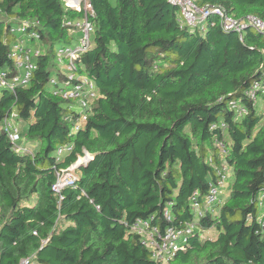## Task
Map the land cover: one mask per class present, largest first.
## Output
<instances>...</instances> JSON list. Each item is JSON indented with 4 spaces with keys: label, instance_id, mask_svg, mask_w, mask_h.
<instances>
[{
    "label": "trees",
    "instance_id": "16d2710c",
    "mask_svg": "<svg viewBox=\"0 0 264 264\" xmlns=\"http://www.w3.org/2000/svg\"><path fill=\"white\" fill-rule=\"evenodd\" d=\"M196 1L264 19V0ZM90 2L92 44L75 70L95 81L98 96L76 129L77 102L55 94L50 79L61 75L58 47L77 43L63 20L83 12L65 0H0V69L13 66L14 22L37 21L42 34L31 81L0 89V264H264V89L259 102L246 95L264 85V31L247 27L242 40L215 14L193 27L169 0ZM234 101L247 112L238 115ZM13 113L35 149H18L2 128ZM66 143L73 150L58 156ZM85 151L92 158L61 198L56 171ZM223 166L220 202L197 219L186 248L168 263L153 259L135 220L196 219L194 193L202 199Z\"/></svg>",
    "mask_w": 264,
    "mask_h": 264
},
{
    "label": "built area",
    "instance_id": "2783aa9c",
    "mask_svg": "<svg viewBox=\"0 0 264 264\" xmlns=\"http://www.w3.org/2000/svg\"><path fill=\"white\" fill-rule=\"evenodd\" d=\"M169 1L180 6L185 21L193 27L201 26L205 28L210 17L215 14L218 15L220 24L224 29L238 32L242 40L243 32L247 27L252 26L264 31V19L256 15L237 18L218 7L200 6L196 0ZM65 4L67 7L83 12V15L80 18L66 17L63 20V25L67 26L72 34H78L77 43L58 47L55 54V63L61 75L51 77L50 82L54 86L55 94L77 102L75 110L79 117L75 128L79 129V126L89 116L91 103L98 96L95 81L87 75H78L75 70L80 53L89 49L92 44L94 24L91 17L94 15V8L90 0H65ZM37 26V21L32 22L25 19H22L20 23H13L11 31L17 36L9 54L13 60V66L0 69V89L16 91L18 87L25 86L31 81L34 71L38 68L37 59L42 53V34ZM259 89H264L262 82H256L248 89L246 92L247 97L253 101H258ZM231 108L238 115L247 112V106L239 101L232 102ZM218 126L223 130L227 127L223 121ZM2 128L18 149L28 150L24 145L26 136L22 134L20 127L16 124L14 113L10 117L5 118ZM73 148V143L61 145L57 148V155L61 156L66 152L72 151ZM221 149L222 152L226 153L224 145L221 146ZM91 158V153L85 151L84 155L79 156L78 160L68 168L56 171V180L52 185V189L59 193L61 198L62 190L66 187H73L76 183L77 175L74 173L75 169L80 164L87 163ZM226 171V166L219 170V177L209 183V189L202 199H198L199 193L197 191L194 193L192 211L196 219L180 224H166L163 227L159 222H156L157 214L155 213L147 217H138L135 220L133 231L140 235L144 244L151 251L153 259L168 263L178 251L186 248L189 236L199 228L197 222L199 220L197 219L203 217L208 211L213 210L215 205L220 202L219 194L225 185ZM258 200L260 207H264V188L258 193ZM163 216L168 221L173 219L168 208L164 210ZM21 264L37 263H29L28 259H24Z\"/></svg>",
    "mask_w": 264,
    "mask_h": 264
},
{
    "label": "rangeland",
    "instance_id": "374dc122",
    "mask_svg": "<svg viewBox=\"0 0 264 264\" xmlns=\"http://www.w3.org/2000/svg\"><path fill=\"white\" fill-rule=\"evenodd\" d=\"M259 102V101H258ZM261 107V106H260ZM23 133L22 130H20ZM27 140V139H26ZM25 147L28 148V149H35V144H30L28 145L26 142L24 143ZM74 173L76 174V169L74 171ZM216 234V231L215 229L214 230H211V231H206L205 233H203L202 237L205 238V237H208V236H214Z\"/></svg>",
    "mask_w": 264,
    "mask_h": 264
}]
</instances>
